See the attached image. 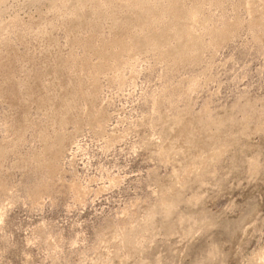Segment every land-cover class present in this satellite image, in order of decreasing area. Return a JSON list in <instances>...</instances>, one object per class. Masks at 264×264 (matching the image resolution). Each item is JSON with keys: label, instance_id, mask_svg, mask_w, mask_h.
Returning a JSON list of instances; mask_svg holds the SVG:
<instances>
[{"label": "rangeland", "instance_id": "1", "mask_svg": "<svg viewBox=\"0 0 264 264\" xmlns=\"http://www.w3.org/2000/svg\"><path fill=\"white\" fill-rule=\"evenodd\" d=\"M192 181L229 209L198 236L183 209L145 223L129 202ZM0 216V264L258 253L264 0H0Z\"/></svg>", "mask_w": 264, "mask_h": 264}, {"label": "clouds", "instance_id": "2", "mask_svg": "<svg viewBox=\"0 0 264 264\" xmlns=\"http://www.w3.org/2000/svg\"><path fill=\"white\" fill-rule=\"evenodd\" d=\"M141 145H134L130 155H135L137 149ZM123 151V150H122ZM216 163L215 159L205 161L206 167H212ZM138 175V174H137ZM125 177H120L118 180L113 178L109 180L108 184L104 185L102 191H110L117 189L123 184ZM200 177L197 176V180ZM195 181L190 183L174 182L172 187L166 189L167 198H162L157 187L150 186L147 190L137 186L135 189H129L133 192L132 200L129 201L135 204H144L148 206V212L141 217L145 223L156 220L158 217L169 220L178 210L183 209L182 215L188 213L184 218L191 223L187 236H198L203 232H208L217 227L218 223H222L227 217L225 213L229 209L222 207L221 203L215 202L204 204L203 208L198 207L203 201V197L195 198L190 193L195 187ZM196 191H199L197 188ZM87 195V193H85ZM119 215H125L124 212H119ZM203 216V219L197 221V217ZM118 219L113 217L111 212L99 221L98 227H104ZM4 217L0 216V223H3ZM191 264H264V233L261 234L259 240V252L253 250L251 253L249 249L243 245H237L235 251L229 249L227 253H222L219 249L212 246V250L207 255L202 252L196 253L195 258Z\"/></svg>", "mask_w": 264, "mask_h": 264}]
</instances>
